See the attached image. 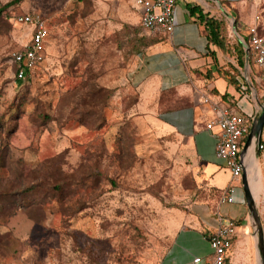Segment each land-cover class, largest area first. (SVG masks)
Segmentation results:
<instances>
[{
  "label": "rangeland",
  "instance_id": "rangeland-1",
  "mask_svg": "<svg viewBox=\"0 0 264 264\" xmlns=\"http://www.w3.org/2000/svg\"><path fill=\"white\" fill-rule=\"evenodd\" d=\"M12 1L0 0V8ZM200 2L194 5L224 19L228 43L237 46L234 20L242 31L225 4ZM26 12L47 21L49 38L45 62L18 84L13 56L32 31L16 18ZM161 37L144 30L135 0H24L2 12L0 191L16 181L13 189L36 184L40 205L0 207V264H163L183 230L218 217L223 190L230 187L234 200L245 197L242 178L200 161L194 137L177 133L157 110L145 117L141 101L150 96L143 91L161 76L138 79L151 65L146 46ZM191 69L186 87L193 103L192 86L199 84ZM256 70L249 65L243 77L262 103L264 81L254 78ZM216 85L227 89L223 79ZM92 89L108 91L102 98ZM179 100L175 87L161 97L170 106ZM206 106L195 107L197 115L209 113ZM257 158L264 175L259 147ZM255 201L264 226V190ZM245 226L246 233L238 227L229 264H257L250 219Z\"/></svg>",
  "mask_w": 264,
  "mask_h": 264
},
{
  "label": "crops",
  "instance_id": "crops-1",
  "mask_svg": "<svg viewBox=\"0 0 264 264\" xmlns=\"http://www.w3.org/2000/svg\"><path fill=\"white\" fill-rule=\"evenodd\" d=\"M200 1L201 0L179 1L176 12L177 25L174 33L160 38V41L156 45L147 48L149 51L152 50L148 58L151 63L149 66L150 69L146 70L145 67V74H140L141 76L138 80L141 84V82L152 78L154 73H160L161 81L159 83L151 84L143 91L144 93L146 92L145 95L150 96V99H144V101H141L144 103L142 109L145 111V117L148 112L157 110L160 119L169 124L173 130L177 131V133H180V135L185 137H194L196 154L201 162L205 161L220 165L215 160V137L206 129L207 124L214 118V114L209 106L206 107H208V111L210 112L205 114L204 112L201 113V109L197 115L195 109V107L199 105L202 106L203 104L201 102V96L205 94L211 95V91L217 90L218 94L216 93L211 96L215 101L220 102V100H222V95L228 94L227 101L235 104L237 108H240L239 111L246 116H254L257 112V107L253 101V97L251 98L250 96L251 94L247 95L237 92L236 89L219 74L217 69L214 68L212 59L207 56L208 41L202 34L203 27L197 22L195 17L190 16L187 9L188 4L193 3L192 5H194V3H201ZM223 1L225 2L228 11H230L238 20V29L242 31L241 37L243 39L244 37L248 38L249 27L254 24L256 16H259V33L264 34V0ZM27 13L31 12H26L24 14ZM27 45L28 43L26 46ZM180 50L184 52L185 59L189 66H183L178 54ZM211 50L217 52L221 67L227 63L235 62L230 58H226L227 62L223 61L220 52L217 51L216 47L211 46ZM153 62L154 67H152ZM187 66L188 69L189 67L192 68L191 71L195 74V79L199 84V86H192L194 90L193 103V97L190 90L186 87L190 80L189 77L191 76ZM208 70L211 71V74L209 77H206L205 75ZM219 79H223L226 82V91H223V89L216 85V82ZM166 86L168 87L167 90L164 88ZM173 87L176 88V95L180 100L179 103L174 101L175 106H170L168 103L171 104V102L166 101L163 103L161 97ZM230 88H233V90ZM185 98L188 102L182 101ZM244 101L250 105L248 108L241 106V103ZM146 102H148V104H146ZM177 104H180V106ZM207 114H209V116L204 118ZM164 132L165 131L163 130V133ZM263 139L264 132L261 140ZM203 176L207 177L209 175L203 171ZM262 176L264 180L263 172ZM233 194L235 195L232 190L231 202L224 204L219 203L218 212L232 220L243 221V226L241 225L239 228H242L243 232L246 233L247 226H245V223L249 220L246 199L244 195L237 194V197L234 200ZM223 210H225V212ZM217 213H214V215H217ZM217 226L218 218L210 220L209 222L207 221L206 224L203 225L199 223V226H196L194 229L183 230L172 245L163 264H189L196 256L203 259L202 264H209L212 258L209 237L216 231Z\"/></svg>",
  "mask_w": 264,
  "mask_h": 264
},
{
  "label": "built area",
  "instance_id": "built-area-1",
  "mask_svg": "<svg viewBox=\"0 0 264 264\" xmlns=\"http://www.w3.org/2000/svg\"><path fill=\"white\" fill-rule=\"evenodd\" d=\"M179 1L135 0L144 30L154 35H171L174 33L177 25L176 12ZM16 21L32 30L30 43L13 56V63L17 68L16 76L18 79L25 80L27 72H35L46 60L45 52L49 31L47 21L37 13L21 14L17 16ZM258 21L259 16H256L254 24L249 27L248 42L242 39L249 48L250 59L264 79V34L259 33ZM201 102L209 106L214 114V118L207 124L206 129L216 140L215 160L221 166L230 169L232 180L240 181L243 175L242 142L245 138L247 139L256 114L246 116L239 109L215 101L209 94L202 95ZM259 149L264 150V144L261 143ZM231 192L230 187L222 191L220 204L231 202ZM217 216L218 226L209 237L212 250V258L209 264H225V259L233 248L234 240L238 235L235 220L227 218L219 212ZM202 262L203 259L196 256L189 264H202Z\"/></svg>",
  "mask_w": 264,
  "mask_h": 264
},
{
  "label": "trees",
  "instance_id": "trees-1",
  "mask_svg": "<svg viewBox=\"0 0 264 264\" xmlns=\"http://www.w3.org/2000/svg\"><path fill=\"white\" fill-rule=\"evenodd\" d=\"M22 1H24V0H14L11 3L0 8V17L2 15V12L4 10H6L9 6H11L12 4H17V3L22 2ZM221 2L223 4H225V2L223 0H221ZM187 9L189 11L190 16L195 17L197 22L203 27L202 34H203V36H205V38L208 41V44H207L208 54H207V56L212 59L214 68L217 69L219 74L230 85H232L236 89L237 92L250 95V90L246 87V83H245V80L243 77V70L245 68V60H246V52L243 48L242 43L240 41H237V44H236L237 46H235V44H233L231 46L229 45L228 40H227V37H228L227 36V27H226V22L224 21V19H219L215 16L210 15L209 13H206L204 11L203 7L200 5L188 4ZM165 36H169V35L164 34V35H162L161 38H163ZM244 39H245V41L248 42V38L244 37ZM159 41L160 40L155 39L150 44H148L146 47L149 48L151 46H154ZM211 46L216 47L217 51H219L220 54H222L226 58H230L231 60H234L235 62L234 63L233 62L227 63L226 65L221 67L219 64L217 52L212 51ZM45 54H46V52H45ZM250 66H251V71L256 70L255 69L256 65L254 64L252 59H250ZM256 72H257V70H256ZM31 74H34V72L33 73L27 72L25 80H21V79H18V77H16V81L18 82V84H22V82L26 81L31 76ZM210 74H211V71L208 70L205 76L209 77ZM16 75H17V70H16ZM253 76H254V78H258V79H261L262 81H264V79L261 77L260 72L257 75L255 74ZM250 78L253 82V77L250 76ZM254 81H256V80H254ZM104 91L105 90H103V89H97V90L92 89L93 94L100 95V96H102V98L104 97V94H106V92L108 90H106L105 92ZM214 91H215V93H214ZM214 91H211L210 94L211 95H214L216 93L218 94L217 90H214ZM227 99H228V94H224V95H222V100H220V102L228 104V105L238 109L235 104H233L231 102L229 103L227 101ZM1 118H2V116H0V119ZM1 130L2 129L0 128V131ZM245 143H246V138L242 142V148L244 147ZM261 143L264 144V139L261 140ZM15 184H17V181ZM15 184H11L7 190L0 191V199H1V201L4 200V202H5L4 204H2L0 201V207H4V209H6V207L15 208L18 201H21V203H23L25 210L26 209L29 210V209H32L33 207L37 206V205H40V203L38 202V200L34 196V191H36V189H37L36 184H31L25 188H23L24 187L23 185H20V187H18V188H23L22 190L17 189V188L13 189ZM242 223H243V221H241V220L236 221L237 227H240L242 225ZM236 239H237V236L234 240L233 246L235 245ZM229 261H230V256L228 253V255L225 259V264H229Z\"/></svg>",
  "mask_w": 264,
  "mask_h": 264
},
{
  "label": "water",
  "instance_id": "water-1",
  "mask_svg": "<svg viewBox=\"0 0 264 264\" xmlns=\"http://www.w3.org/2000/svg\"><path fill=\"white\" fill-rule=\"evenodd\" d=\"M229 16V14H227ZM234 32L238 38V40L242 43L243 48L246 51V60H245V71L247 72V69L250 65V57H249V48L247 44L243 41L241 35L237 32L236 26H235V20H234ZM246 84L249 90H251V94L255 100H257V103L259 105V108L256 112V116L253 119V123L251 126L250 133L246 139V143L242 149L241 152V161L243 163V175H242V184L245 192V199L246 204L248 208L249 213V219L251 226L253 228L254 238L256 240V245L258 249V256L261 258L262 263L264 264V226L261 219V215L257 206V203L255 201V198L251 192V188L249 185V178H248V172L245 162V157L247 154V151L253 141H256L258 144V147H260L261 144V138L264 132V102H260V100L257 98V95L255 94L254 90L252 89L251 83L248 79V74H245ZM258 156V151H257Z\"/></svg>",
  "mask_w": 264,
  "mask_h": 264
},
{
  "label": "bare ground",
  "instance_id": "bare-ground-1",
  "mask_svg": "<svg viewBox=\"0 0 264 264\" xmlns=\"http://www.w3.org/2000/svg\"><path fill=\"white\" fill-rule=\"evenodd\" d=\"M258 144L253 141L247 151L245 162L248 172L249 185L251 192L255 196L261 195L264 190V181L261 171V165L259 163V158H257ZM257 264H263L261 258L258 256Z\"/></svg>",
  "mask_w": 264,
  "mask_h": 264
}]
</instances>
